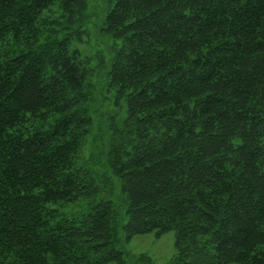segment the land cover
Returning a JSON list of instances; mask_svg holds the SVG:
<instances>
[{
  "label": "trees",
  "instance_id": "16d2710c",
  "mask_svg": "<svg viewBox=\"0 0 264 264\" xmlns=\"http://www.w3.org/2000/svg\"><path fill=\"white\" fill-rule=\"evenodd\" d=\"M97 3L125 105L101 175L82 159L94 84L71 48L89 0H0V264H125L122 242L170 231L168 264H264V0Z\"/></svg>",
  "mask_w": 264,
  "mask_h": 264
},
{
  "label": "rangeland",
  "instance_id": "374dc122",
  "mask_svg": "<svg viewBox=\"0 0 264 264\" xmlns=\"http://www.w3.org/2000/svg\"><path fill=\"white\" fill-rule=\"evenodd\" d=\"M98 1L100 2V0H89L88 10L92 17L86 27V34L82 36L81 41H72L71 48L77 49L80 56L88 60L87 66L92 73L90 82L94 84L95 101L91 107L93 125L86 138L82 159L90 166L94 165L98 174L101 175L103 172L102 144L104 138L106 141L110 135L109 116H114L116 125L121 127L125 118V105L121 102L115 104L112 90L107 87L106 72L109 64V52L115 42L101 30L102 22L96 16L99 9ZM107 176L109 177L108 174ZM109 179L114 184L111 187V199L117 202L124 211L125 205L119 197V182L112 175ZM86 210V201L62 209L67 217L79 216ZM174 240L172 231L160 237H155L153 233H147L134 236L128 242H122L119 248L125 253V264H168L175 254Z\"/></svg>",
  "mask_w": 264,
  "mask_h": 264
}]
</instances>
